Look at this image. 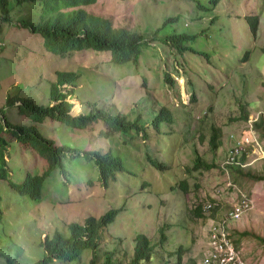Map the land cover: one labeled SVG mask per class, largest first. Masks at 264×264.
Listing matches in <instances>:
<instances>
[{
	"label": "rangeland",
	"instance_id": "obj_1",
	"mask_svg": "<svg viewBox=\"0 0 264 264\" xmlns=\"http://www.w3.org/2000/svg\"><path fill=\"white\" fill-rule=\"evenodd\" d=\"M80 9L89 26L106 19L114 29L142 33L136 61L112 63L109 53L91 51L54 56L44 49L41 35L13 23L20 18L53 21L57 14L68 16ZM7 10L11 22L0 18V106L8 121L28 119L17 105H5L6 97L48 104L54 93H63L61 84L56 85L57 73H72L77 100L69 95L68 84L64 94L72 103L71 114L86 113L88 102L130 120L139 116L144 140L133 129L105 136L101 119L84 128L49 118L38 124L45 137L76 155L62 157V168L45 180L40 200L15 195L0 178L5 216L0 222V264H34L43 257L46 235L69 236L70 223L82 225L87 216L97 218L110 208L118 211L94 250L51 264H90L91 259L102 264L106 255L129 264L137 235L152 246L154 256L146 264H201L208 228L226 213L238 190L251 199L252 207L226 225L233 228L244 264H264V244L238 235L245 231L264 238V179L256 177L264 175V132L248 124L259 115L264 122V0H219L214 6L212 0H95L48 11L36 1L7 0ZM252 15L257 25L250 38L245 17ZM173 34L189 36L182 42L185 50L178 53L177 46L163 41ZM166 74L170 83L164 81ZM151 102L169 110L170 121H161L158 130L151 124L158 114L150 110ZM242 109L246 121L238 119ZM214 128L221 131L217 149L209 143ZM231 133L247 142L241 172L219 168L234 143ZM4 138L10 139L7 133ZM5 148L11 182L21 183L25 171L39 174L45 168L43 159L23 152L14 140ZM88 151H110L121 159L123 170L116 180L101 184L93 159L83 155ZM197 157L201 162L194 169ZM150 158L159 169L151 166ZM184 181L187 190L181 187ZM211 200L219 206L215 213L204 208Z\"/></svg>",
	"mask_w": 264,
	"mask_h": 264
},
{
	"label": "trees",
	"instance_id": "obj_2",
	"mask_svg": "<svg viewBox=\"0 0 264 264\" xmlns=\"http://www.w3.org/2000/svg\"><path fill=\"white\" fill-rule=\"evenodd\" d=\"M25 1H36L41 4L43 10H54L58 5L64 6H77V5H89L93 4L95 0H18V3ZM213 6L216 5L219 0H212ZM204 7V6H203ZM0 18L2 21L11 22L8 16L7 0H0ZM85 14L80 9L73 14L63 16L57 14L53 21L40 20L37 23H32L27 19L20 18L15 19L13 22L19 27L25 28L33 34H39L43 38L44 49L54 55L64 57L73 52L91 51L95 53H110L112 63H124L135 62L138 55V49L144 39L142 33L136 31H129L122 27L120 29H114L111 26L109 20L103 21L101 25L89 26L85 23ZM245 23L247 25L250 38L253 37L257 25V16H246ZM185 38H189L186 34H178L166 36L165 42L173 43L177 46V52L182 49L185 50L182 42ZM151 39L150 41H152ZM182 45L183 48L178 46ZM264 54V49L261 51ZM247 56V52L245 57ZM75 76L72 73L58 72L56 84L62 83L68 84L71 88L75 87L73 79ZM165 83H170L171 79L169 75L164 76ZM264 88V82L262 83ZM72 94V89L69 90ZM54 99H58L53 104L39 103L28 97H6L5 105H17L18 112L27 117V122H10L6 119L3 107L0 106V178L7 185V188L19 197H26L30 200H40L42 198V190L45 180L51 175V173L57 169L62 168V157L68 155L70 158L76 155V151L65 145H58L53 139L45 137L39 130L38 124L44 121L45 118H49L53 121L65 123L72 127L84 128L88 124L96 119H101L105 124L106 130L101 131L103 134H109L112 130H121L128 132L133 129L137 133L140 131L143 138L142 122L137 116L133 120L127 119L124 115L116 113L111 114L100 108H96L93 104L86 102L88 107L86 113H79L77 115H71L68 111L71 104L65 99L64 94H53ZM150 110L152 112H158L154 115L151 124L158 130L159 123L163 120L170 121L169 110L163 105L153 104L151 102ZM238 119L247 120V112L242 109ZM253 123L254 129H259L264 132V122L261 115ZM100 132V131H99ZM8 134L10 139L4 138V134ZM220 129L214 128L209 143L211 148L217 149L220 147L221 141L219 140ZM14 140L17 142L23 152H29L37 154L45 162V168L39 174H33L29 171H25L24 178L21 183H13L7 176L6 162L4 160L5 147L8 142ZM144 140V138H143ZM84 156L93 159L97 171L98 177L103 186H107L110 181L116 180V173L123 170L122 161L119 157L113 156L110 151H88L83 153ZM151 159V158H150ZM246 160V154L243 153L240 157V162L244 163ZM201 159L197 157L195 159L194 169L198 167V163ZM152 167L160 168V164L154 160H149ZM209 168L210 166H206ZM213 167V166H211ZM220 168V166H219ZM228 169H236L241 172L239 165L228 166ZM221 170V169H220ZM189 172V170H187ZM258 179H264V175L256 176ZM184 190H187V184L185 181L182 186ZM231 188V187H229ZM10 195V194H9ZM1 198V197H0ZM2 199H0V204ZM211 202V208L208 211H217L218 205H215L213 200ZM201 206L196 208L197 212H201ZM3 209L0 207V222L5 218L2 214ZM118 208H110L99 217L87 216L82 225H78L76 222H72L69 225V236H64L60 233H54L52 237L45 236L41 241V247L43 248V257L37 260L34 264H50L54 259H60L63 261H71L79 257L81 252L85 249L94 250L103 233H105L108 223L113 221ZM211 214L212 216L214 215ZM233 228L231 229L230 239L234 244L236 250H239V241L233 237ZM238 235L247 236L250 235L264 244V238L249 234L248 232H242ZM162 238L159 239L161 241ZM98 242V243H97ZM153 250L149 240L144 235L136 236V244L134 247V254L130 259L129 264H146L153 258ZM94 258V257H93ZM179 256L177 254V261ZM90 264H93V259L90 260ZM102 264H121L118 259H113L110 255L105 256ZM165 264V263H161ZM202 264V263H201Z\"/></svg>",
	"mask_w": 264,
	"mask_h": 264
},
{
	"label": "built area",
	"instance_id": "obj_3",
	"mask_svg": "<svg viewBox=\"0 0 264 264\" xmlns=\"http://www.w3.org/2000/svg\"><path fill=\"white\" fill-rule=\"evenodd\" d=\"M257 119L251 118V121L248 120V124L250 122V126L253 127V121ZM233 139V145L228 150L222 162H220L219 166L222 171H224L228 166L231 165H239L240 167L244 166V163L240 162V157L243 153L247 155V151L244 150L243 144L247 142L245 139H237L236 134L231 133L229 138ZM228 188L235 189L233 184H227ZM237 199L230 205L224 215H220L218 218H214L218 220L211 222L210 227L207 232L206 239V251L203 253L201 258L202 264H244V259L242 255H240V251L236 250L234 244L230 239L231 229L230 223L226 225V220L238 219L243 212L247 211L252 207L251 199L243 192L238 190ZM206 210L211 208V202L205 204L204 207ZM243 261H242V260Z\"/></svg>",
	"mask_w": 264,
	"mask_h": 264
},
{
	"label": "clouds",
	"instance_id": "obj_4",
	"mask_svg": "<svg viewBox=\"0 0 264 264\" xmlns=\"http://www.w3.org/2000/svg\"><path fill=\"white\" fill-rule=\"evenodd\" d=\"M24 19H26V18H24ZM128 30V29H127ZM110 54V53H109ZM110 60H111V56H110ZM57 85V84H56ZM58 86V85H57ZM59 87H61L62 88V90H63V94H66L67 93V91H68V89H67V85L65 84V83H62ZM76 88V85H75V87L74 88H71V89H73V91H74V89ZM70 90V89H69ZM73 91H72V94L70 93V91H69V95H71V97H73ZM65 97V96H64ZM74 99H76L77 100V98L76 97H73ZM65 99L68 101V99L65 97ZM53 101L52 102H49L48 104H53V103H55V102H57L58 101V99H52ZM80 101V100H79ZM79 101H78V104H79ZM69 102V101H68ZM81 102V104H83V102L82 101H80ZM40 103V102H39ZM70 103V102H69ZM44 104V103H43ZM71 104V106H72V103H70ZM74 104V103H73ZM91 104V103H90ZM84 105V104H83ZM71 106H70V109H71ZM97 108V107H96ZM70 109H69V113L71 114V112H70ZM77 114H79V112L77 113ZM76 114V115H77ZM71 115H73V114H71ZM24 116V115H23ZM135 119V118H134ZM130 120V119H129ZM106 130V127H105V129H103V130H101V131H105ZM112 131H114V130H112ZM111 131V132H112ZM110 132V133H111ZM109 133V134H110ZM101 134H103V133H101ZM109 134H105V136H109ZM70 235V234H69ZM45 238V237H44ZM44 238H43V240H44ZM92 250V249H91ZM55 260H58V259H55ZM53 262V261H52ZM51 262V263H52ZM50 263V264H51Z\"/></svg>",
	"mask_w": 264,
	"mask_h": 264
},
{
	"label": "bare ground",
	"instance_id": "obj_5",
	"mask_svg": "<svg viewBox=\"0 0 264 264\" xmlns=\"http://www.w3.org/2000/svg\"><path fill=\"white\" fill-rule=\"evenodd\" d=\"M74 99V98H73ZM76 108H77V103H76Z\"/></svg>",
	"mask_w": 264,
	"mask_h": 264
}]
</instances>
